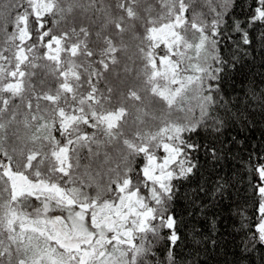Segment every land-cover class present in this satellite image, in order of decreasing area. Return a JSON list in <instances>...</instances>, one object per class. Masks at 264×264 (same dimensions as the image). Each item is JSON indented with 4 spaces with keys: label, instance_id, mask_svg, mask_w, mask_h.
Listing matches in <instances>:
<instances>
[{
    "label": "snow or ice",
    "instance_id": "obj_1",
    "mask_svg": "<svg viewBox=\"0 0 264 264\" xmlns=\"http://www.w3.org/2000/svg\"><path fill=\"white\" fill-rule=\"evenodd\" d=\"M0 264H264V0H0Z\"/></svg>",
    "mask_w": 264,
    "mask_h": 264
}]
</instances>
